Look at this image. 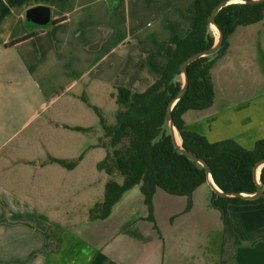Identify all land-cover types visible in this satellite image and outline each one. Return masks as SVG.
<instances>
[{
    "label": "rangeland",
    "instance_id": "374dc122",
    "mask_svg": "<svg viewBox=\"0 0 264 264\" xmlns=\"http://www.w3.org/2000/svg\"><path fill=\"white\" fill-rule=\"evenodd\" d=\"M106 1L109 9L113 10L104 18L108 21L110 33L92 59L94 71L86 72L84 65L79 64L78 53L60 46L63 37H58V44L55 43L58 51L52 49V37H39L21 46L29 47V53L37 51L39 47L48 51L44 55L45 60L43 57L37 60L38 54L34 52V57L28 60V66L33 67L29 70H24L16 49L0 52V228H3L0 230V264L24 263L22 234L4 229L17 230L32 225V222L36 226L43 225L30 210L36 204L40 205L35 200L37 196L45 198L42 209L46 206L51 208L48 206L51 196H54V205L59 204L62 208L67 204L65 195L70 196V217L62 219V222L78 223L90 216L89 209L102 200L108 175L97 167L105 156V150L93 145L100 132L96 129L91 134V129L97 126V116L88 103L96 106L108 122L113 120L116 104L111 95L114 93L112 86L121 85L137 92L143 91L159 76L171 51L172 45L167 43V39L172 34L183 36L192 22L193 0ZM29 24L35 27V24ZM243 27L236 29V35L246 32L242 30ZM246 27L247 37L229 38L239 55L235 59L231 57L232 73L231 66L222 71L223 84L221 91H218V105L241 103L264 90V22ZM212 30L217 36L216 30ZM69 40L73 46H77L85 37L74 35ZM104 53L105 56L101 57ZM74 54L77 58L74 65L78 68L69 72L70 68L65 66L75 58ZM53 60L58 67H52L53 72L47 73V68L44 69L45 73L42 72L45 67L42 63ZM242 60L249 65L242 67ZM60 68L62 79L67 76V71L71 77L80 73L78 81L67 87L63 80L59 79L58 82L56 78ZM92 73L102 81L91 79ZM50 78L54 79L53 85L47 87ZM76 125L88 127V130L75 129ZM49 153L66 158L67 163L80 162L75 172V184L71 185L69 191H59L60 195L57 189L58 185H63V181H58L59 174L51 173L52 178H49L42 175L51 171L46 170L51 169L49 166H45L43 171L37 169V164L45 162ZM114 178L116 182L121 181L120 175ZM133 189L129 195L138 193L136 185ZM158 192L163 195V192ZM194 195L198 200L195 208L199 215L198 224L204 233H200V230L198 235L193 233L197 225L196 218H193L192 222L189 221L187 244L199 241L210 246L215 237L219 242L225 236L222 231H227V227L220 212L211 205L208 185H200ZM56 196H59L58 200ZM183 199L171 200L174 210L182 206Z\"/></svg>",
    "mask_w": 264,
    "mask_h": 264
},
{
    "label": "crops",
    "instance_id": "0c3cea01",
    "mask_svg": "<svg viewBox=\"0 0 264 264\" xmlns=\"http://www.w3.org/2000/svg\"><path fill=\"white\" fill-rule=\"evenodd\" d=\"M36 5H45L49 8V22L44 26L32 27L24 18L25 11ZM112 12L106 0H0V52L4 53L9 48L16 49L24 70L25 68L29 70L30 67L33 68L28 66L29 58L34 57L36 53L37 60H41L42 57L45 60L44 55L48 51H43V47H39V50H32L33 52L29 53V47L21 46L39 37H52L51 48L58 51L55 43L58 44V37H63L60 46L78 53L76 55L80 58L79 64L84 65L86 72L94 71L92 59L99 53L110 33L108 21L104 18ZM263 22L264 20L260 24ZM48 27L50 28L47 29ZM246 28L245 26L242 30L245 29L247 32ZM28 33H31L28 38L13 43ZM243 34L236 35L235 30L230 38L248 35L242 36ZM74 35L85 37V40H80L79 45L73 46L69 37ZM231 41L228 42L224 55L217 59L210 69L215 93L213 104L209 109L191 114L193 120L187 129L204 136L209 142L231 138L245 148L251 149L258 139L264 138V90L251 95L241 103L228 102L224 105L216 103L220 95L218 91H221L223 84L222 71L231 66L232 73L231 57L235 59L239 55ZM76 55L74 54L75 58L72 60L68 59L69 63L67 62L65 66L70 68L69 72L71 70L74 72V69L78 68L74 65ZM42 64L45 66L42 72L47 68V73L53 72L52 67H58L55 60ZM241 65L246 67L249 64L242 60ZM58 71L59 76L56 80L58 82L59 79L63 80L66 87L75 84L81 75L76 73L71 77L66 71L67 76L62 79L61 68ZM90 78L102 81L93 73ZM53 80L48 79L47 87H52ZM40 81L45 86L42 78ZM116 86L121 85L112 87ZM88 105L92 106L90 103ZM74 127L88 129L78 125ZM96 129L97 126L91 129L92 135ZM50 159L66 161V158L55 157L49 153V158L45 162L37 164V169L41 171L45 166L51 168H46L51 171L43 173V176L52 178L51 173L59 174L58 181H63V185H58L57 189L60 195L59 191H69L71 185L75 184L77 180L75 172L80 162L66 167ZM55 181L57 180L53 182ZM197 188L191 193L188 207L185 196H174L164 192L162 195L158 192L161 190H156L151 198V219H147V209L142 195L139 189L136 195H129V192L134 190L131 187L120 196L106 217L86 216L78 223L72 224L68 221L62 222V219L70 217V196L65 195L64 200L67 204L63 208L59 204L54 205V196H51L48 198V206L51 208L46 206L42 209L45 198L39 195L35 200L40 205L36 204L35 208L30 207V210L33 217L43 225L36 226L34 222H28L32 225L17 230L10 228L4 230L22 234L21 247L25 250L23 264H264V201L228 205L230 228L222 231L225 236L221 237L219 242L218 237H215V240H212L214 243L210 246L199 241L187 244L186 238L190 233L189 221L192 222L193 218H196L197 223L194 231L192 230L193 233L198 235L199 230L200 233H204L198 224V211L195 212L198 200L194 193ZM181 197H184L182 206L174 210L171 200ZM56 198L58 200L59 196Z\"/></svg>",
    "mask_w": 264,
    "mask_h": 264
},
{
    "label": "trees",
    "instance_id": "16d2710c",
    "mask_svg": "<svg viewBox=\"0 0 264 264\" xmlns=\"http://www.w3.org/2000/svg\"><path fill=\"white\" fill-rule=\"evenodd\" d=\"M222 0H193L192 22L183 36L172 34L167 43L172 50L166 58L159 76L143 91L137 92L122 86L114 87L116 109L113 120L108 122L95 106H90L97 116L96 146L105 150V156L97 163L108 179L103 186L102 200L90 209V217L104 218L120 196L134 185L142 195L151 219V198L156 190L174 196H185L187 207L192 191L205 184L202 167L188 160L174 149L170 135L162 128L167 102L176 94L180 81H172L178 65L189 55L208 49L214 43V35L206 26L212 9ZM264 18V1L255 4L230 3L223 6L215 21L224 34L218 54L211 60L200 57L186 66L187 84L182 96L171 109V117L181 144L211 168L215 184L225 192L254 193L257 185L253 179V167L264 158V138L258 139L253 148L247 149L231 138L209 142L204 136L187 129L191 114L209 109L215 97L210 69L222 57L230 36L239 26H249ZM31 33L13 41L28 38ZM80 131H87L74 127ZM66 167L73 165L62 159H50ZM120 175L116 182L114 176ZM263 194L256 199L223 197L210 189L211 205L221 214L227 228L230 222L227 208L230 204L241 205L264 201V166L259 175ZM206 185V184H205Z\"/></svg>",
    "mask_w": 264,
    "mask_h": 264
},
{
    "label": "water",
    "instance_id": "95a60500",
    "mask_svg": "<svg viewBox=\"0 0 264 264\" xmlns=\"http://www.w3.org/2000/svg\"><path fill=\"white\" fill-rule=\"evenodd\" d=\"M264 0H222L219 2L211 11L208 18H206V26L212 31L213 28L217 32V36L214 35V43L208 49H203L201 51L195 52L188 57H186L179 65L172 77V81H180V87L176 94L167 102L165 111H164V123L162 128L166 130V132L170 135L171 143L180 154L184 155L188 160L192 161L193 163L199 165L203 168L205 174V184L209 186V188L215 192L217 195L223 197H241L243 199H256L263 194V186L260 182L259 175L261 168L264 166V158L259 160L253 167V179L257 185V189L254 193H246V192H238V191H229L225 192L222 191L214 182L212 175H211V168L208 163L202 158L198 157L181 144V139L173 123L171 117V109L175 102L182 96L184 93L186 84H187V76H186V66L193 60L206 57V61L213 59L217 54L222 45L224 34L222 30L219 28L215 21V16L218 11L225 5L230 3H247V4H255L263 2ZM24 18L31 24H35L38 26H44L49 22V8L45 5H36L33 7L28 8L24 13ZM264 18L261 20L263 21ZM257 22L255 24L261 23ZM253 24V25H255Z\"/></svg>",
    "mask_w": 264,
    "mask_h": 264
}]
</instances>
